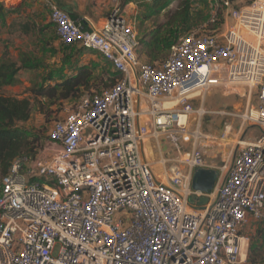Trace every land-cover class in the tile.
I'll return each mask as SVG.
<instances>
[{"label":"built area","instance_id":"2783aa9c","mask_svg":"<svg viewBox=\"0 0 264 264\" xmlns=\"http://www.w3.org/2000/svg\"><path fill=\"white\" fill-rule=\"evenodd\" d=\"M35 1L48 6L62 44L99 52L121 77L84 92L54 121L44 151L12 161L0 190V264H247L243 229L264 219V0H225L224 32L187 34L157 64L138 54L126 15L133 0H113L98 29ZM235 84L257 89L258 105L242 118L260 133L223 162L212 191H195V170L211 164L192 102ZM150 139L168 178L145 157Z\"/></svg>","mask_w":264,"mask_h":264},{"label":"rangeland","instance_id":"374dc122","mask_svg":"<svg viewBox=\"0 0 264 264\" xmlns=\"http://www.w3.org/2000/svg\"><path fill=\"white\" fill-rule=\"evenodd\" d=\"M133 1L137 3V11L135 13L133 9H127L126 15L139 34L141 47L138 54L149 62L151 61L144 55V41L150 38L149 30L164 25L168 20L177 19L179 12L186 13V17L182 18L180 23L173 25L172 28L177 30L178 35L172 44L190 33L204 31L222 33L229 19L224 5L225 0H158L157 3L162 1L161 5L165 4L162 8L155 7L156 10L154 8L156 0ZM230 1L235 8H241L252 2V0H242L239 3H236L239 0ZM0 4H3L0 9V68L8 70L14 63L21 66L13 82L2 86L0 91L6 95L28 97L32 100L33 109L30 119L19 125L32 133L33 151L29 155L36 156L48 146L49 131L54 121L72 109L76 98L36 100L31 88L54 85L55 80L51 83L48 81L50 76L55 75V78L69 76L76 70L89 68L92 71V85L90 89L82 90L101 92L110 85L109 77L114 70L98 52L84 50L77 45L67 48L63 46L50 20V10L45 3L35 0H0ZM215 14L217 18L213 22ZM26 23L34 27L29 34L22 32L21 26ZM234 86H240V89L246 88L253 101H256V88L250 91L251 88L244 84ZM40 101L44 102L43 109L40 108ZM161 141L166 143L167 138L161 137ZM257 224L261 223L257 222Z\"/></svg>","mask_w":264,"mask_h":264},{"label":"crops","instance_id":"0c3cea01","mask_svg":"<svg viewBox=\"0 0 264 264\" xmlns=\"http://www.w3.org/2000/svg\"><path fill=\"white\" fill-rule=\"evenodd\" d=\"M52 1L70 13L85 29L100 28L113 8V0ZM240 1L242 0L236 3ZM127 9H133V12L136 13L137 3L134 1L128 3L126 5ZM227 20L228 23H232L230 18ZM239 87L234 85L217 86L208 91L203 98H195L192 102L198 114L191 116L190 123L194 127L195 120L198 119L199 129L205 134V138L198 143V146L203 149L211 164L209 169L218 170L223 162L231 164L239 152L240 144L255 139L260 133L257 126L245 123L242 118V115L248 109L258 105V94L256 101H253L250 92H247L246 88L240 89ZM256 92L258 93L257 90ZM161 143L165 152L166 143L165 141ZM157 146L156 140L150 139L146 142L144 147L149 149L151 154L147 155L145 153V157L150 161L157 179L161 180L162 178H168V176H162L164 171L158 163L160 153L156 150ZM186 149L190 150L191 145L188 144ZM174 163L169 161L166 166L169 167ZM257 222L259 221L252 219L243 232L250 238L247 249V264H264V225L257 224Z\"/></svg>","mask_w":264,"mask_h":264},{"label":"trees","instance_id":"16d2710c","mask_svg":"<svg viewBox=\"0 0 264 264\" xmlns=\"http://www.w3.org/2000/svg\"><path fill=\"white\" fill-rule=\"evenodd\" d=\"M157 1L158 0L155 1L154 8H162L165 4L163 3L161 5L163 0L159 3H157ZM2 7L3 4H0V9ZM179 13L177 14V19L168 20L164 25L149 30L150 38L144 41V55L151 61L147 62L152 64L161 63L169 56L173 45L172 43L174 42V39H177L178 35L177 30H174L172 27L182 18L184 19L186 17V13ZM21 28L22 32L25 34H29L34 30V27L30 23L22 24ZM62 45L66 48L74 45L80 47L78 44ZM20 69L21 66H17L15 63L11 64L8 70H6V68H0V89L4 85L11 84L15 79L16 73ZM120 77V74L114 70L112 76L109 77L111 79V83L110 85H107V87L112 86ZM53 80H55L54 85H41L31 88L36 100L38 98L59 100L76 98V101H78L85 92V90L82 89L91 88L92 71L89 68H82L80 70H76V72H73V74H70L69 76H59L58 78H55L54 75L48 78L50 83ZM81 91L83 92L80 93ZM39 103L40 108L43 109L42 105H44V102L40 101ZM32 109L33 103L30 98L10 96L0 91V190L2 187V178L8 173L11 163L16 157H34V155H29L32 153L31 151H33V148H31L32 133L21 128L19 125L20 123L26 122L30 119ZM259 222L261 225H264V219Z\"/></svg>","mask_w":264,"mask_h":264},{"label":"water","instance_id":"95a60500","mask_svg":"<svg viewBox=\"0 0 264 264\" xmlns=\"http://www.w3.org/2000/svg\"><path fill=\"white\" fill-rule=\"evenodd\" d=\"M220 171L215 169L198 168L194 172L192 187L195 191L210 192L214 189L219 178ZM206 197H191L190 202L197 205L206 204Z\"/></svg>","mask_w":264,"mask_h":264}]
</instances>
